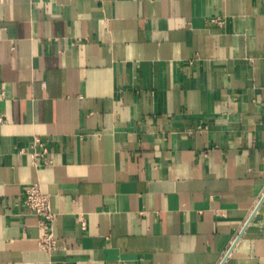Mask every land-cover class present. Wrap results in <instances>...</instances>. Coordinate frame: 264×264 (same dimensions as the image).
Instances as JSON below:
<instances>
[{"label":"crops","instance_id":"0c3cea01","mask_svg":"<svg viewBox=\"0 0 264 264\" xmlns=\"http://www.w3.org/2000/svg\"><path fill=\"white\" fill-rule=\"evenodd\" d=\"M0 264H264V0H0Z\"/></svg>","mask_w":264,"mask_h":264},{"label":"built area","instance_id":"2783aa9c","mask_svg":"<svg viewBox=\"0 0 264 264\" xmlns=\"http://www.w3.org/2000/svg\"><path fill=\"white\" fill-rule=\"evenodd\" d=\"M24 204L34 214L37 215L40 224L44 227L42 235L39 237V245L47 250H53L58 246L57 239L53 233L47 229L49 221L53 217L50 199L38 183H30L25 188Z\"/></svg>","mask_w":264,"mask_h":264}]
</instances>
